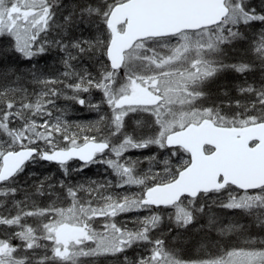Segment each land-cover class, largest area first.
Instances as JSON below:
<instances>
[{
	"label": "rangeland",
	"instance_id": "374dc122",
	"mask_svg": "<svg viewBox=\"0 0 264 264\" xmlns=\"http://www.w3.org/2000/svg\"><path fill=\"white\" fill-rule=\"evenodd\" d=\"M71 1L0 0V40L24 59L47 50L51 57L81 58L83 11ZM81 1L95 4L89 14L106 22L111 7L123 0ZM251 1L229 0L228 16L214 30L142 41L126 53L119 70L98 73L92 111L106 133L91 140L106 142L108 150L88 164L63 166V185L54 189L56 178H50L49 194L36 192L37 184L22 189L20 178L0 186V264H47L50 252L51 264H264V187L250 192L227 187L170 208L141 205L145 187L170 181L187 163L165 147L169 133L203 119L237 124L253 119L255 111L229 112L203 101L222 68L235 66L228 61L230 49L249 24L263 18ZM57 58L51 61L60 66L66 61ZM136 92L161 101L155 107L114 106ZM74 93L89 94L85 86ZM190 231L202 235L194 244L182 241Z\"/></svg>",
	"mask_w": 264,
	"mask_h": 264
},
{
	"label": "trees",
	"instance_id": "16d2710c",
	"mask_svg": "<svg viewBox=\"0 0 264 264\" xmlns=\"http://www.w3.org/2000/svg\"><path fill=\"white\" fill-rule=\"evenodd\" d=\"M52 1L55 5L60 0ZM71 2L75 6L76 1ZM79 4L77 10L83 11L81 58L74 55L63 58L60 53L59 58L56 53L55 57H51V51L47 50L45 54L24 59L14 53L5 39L0 40V158L4 152L15 150V146L35 148L41 153L51 147L77 146L92 138L101 139L100 135L106 133V128L100 129L96 124L95 112L92 111L96 97L92 101L91 93L95 91L93 87L99 79L98 73L109 70L105 57L108 31L105 22L100 21V15L89 14L96 8L94 3L93 6L85 1ZM248 5L263 18L249 24L243 40L230 49L233 53L228 61L235 66H231L232 69L222 68L221 74L205 88L203 101L229 112L239 107L241 112L255 113L249 123H225L211 119L218 125L244 126L264 122V0H252ZM53 9L58 15L56 7L53 6ZM96 30L99 32L98 38L95 37ZM61 39L58 38L60 45H64L66 40ZM56 58L67 62L61 63L62 66L57 65L51 61ZM78 86H85L89 94L76 95L74 90ZM73 96L79 97L83 106H79ZM66 105L68 110L64 109ZM250 108L252 110H248ZM45 133L50 134L47 138L49 141L38 138ZM63 166L43 162L39 156H35L23 168L25 172L21 170L13 179H21V188V185L27 189L31 184H37L34 190L46 193V184L52 177L56 178L54 189L63 185L60 170ZM40 196H35V200ZM201 236L195 232H185L182 241L194 244Z\"/></svg>",
	"mask_w": 264,
	"mask_h": 264
},
{
	"label": "water",
	"instance_id": "95a60500",
	"mask_svg": "<svg viewBox=\"0 0 264 264\" xmlns=\"http://www.w3.org/2000/svg\"><path fill=\"white\" fill-rule=\"evenodd\" d=\"M226 1L127 0L116 4L105 22L110 35L105 50L109 68L119 70L124 54L138 41L219 25L229 14ZM160 101V97L153 100L129 97L119 99L114 106H153ZM165 147L182 148L189 155V163L172 181L147 188L142 206L167 208L183 198L194 199L228 186L241 192L264 187V122L227 127L203 119L167 135ZM108 148L106 142L88 140L78 146L42 152L40 158L55 165L70 161L83 165ZM36 155L37 150L30 147L4 152L0 158V185L14 178Z\"/></svg>",
	"mask_w": 264,
	"mask_h": 264
},
{
	"label": "flooded vegetation",
	"instance_id": "af4514ba",
	"mask_svg": "<svg viewBox=\"0 0 264 264\" xmlns=\"http://www.w3.org/2000/svg\"><path fill=\"white\" fill-rule=\"evenodd\" d=\"M47 1V4L48 3H52V0H46ZM73 1V0H72ZM76 1V4L78 5L81 1L79 0V1H77V0H75ZM125 1H127V0H123V1H119V2H116L112 7H111V9L116 5V4H118V3H122V2H125ZM228 2V1H227ZM80 5V4H79ZM79 5H78V7H77V9H79ZM47 8V12L49 13L50 12V9H49V7H46ZM77 9H76V11H77ZM111 9L109 10V12L111 11ZM229 9V8H228ZM223 22H221L219 25H221ZM219 25H217V26H219ZM217 26H215V27H217ZM215 27H212V28H215ZM212 28H208V29H212ZM208 29H203V31H206V30H208ZM119 30L120 31H122L123 30V25L122 26H120L119 27ZM200 31H202V30H200ZM198 32V31H197ZM183 33H186V32H183ZM188 33H190V32H188ZM195 33V32H194ZM179 35V34H178ZM110 36V35H109ZM177 36V35H176ZM173 37H175V36H173ZM110 38V37H109ZM145 40H149V39H145ZM145 40H142V41H145ZM142 41H138V42H136L134 45H133V47L132 48H134L138 43H140V42H142ZM131 48V49H132ZM130 49V50H131ZM129 50V51H130ZM128 52V51H127ZM126 52V53H127ZM126 53L124 54V60H125V55H126ZM106 57V56H105ZM124 63V62H123ZM133 95V96H132ZM132 95H130V96H125V97H122V98H129V97H141V98H146V99H150V100H153V99H155V98H157V97H150V96H145V95H143V94H141L140 92H136V93H133ZM160 102H158L156 105H153V106H145V107H155V106H157L158 104H159ZM140 107H144V106H140ZM192 122H190V123H187V124H185V125H183V126H180V127H178L177 129H175V130H173L171 133H173V132H176V131H179V130H181V129H183V128H185L187 125H189V124H191ZM170 134V133H169ZM168 134V135H169ZM166 138V137H165ZM97 141H100V140H97ZM165 142V141H164ZM168 150H173V151H176V152H178V154L180 155V154H182V156L187 160V163L185 164V165H183V167H181V169H183V168H185L187 165H188V163H189V155H188V153L185 151V150H183L182 148H180V147H176V148H167ZM206 151L207 152H209L210 151V149L209 148H206ZM99 154H97L96 156H98ZM71 163V162H70ZM67 164H69V163H67ZM66 164V165H67ZM65 166V165H64ZM180 171V170H179ZM51 181H49L47 184H46V193H50L51 192ZM50 203H52V201H51V197H48L47 198V204H50ZM64 233H67V235H69V234H71L70 233V231H68V230H65L64 231ZM61 234V233H60ZM84 234H86V235H88V236H94L96 233H92V234H90V233H84ZM51 240V239H50ZM50 255H51V252L48 254V256H47V264H51V261H50ZM129 259V258H128ZM129 261H130V259H129ZM116 264H131L130 262H123V263H117V262H115ZM134 263H135V258H134Z\"/></svg>",
	"mask_w": 264,
	"mask_h": 264
}]
</instances>
